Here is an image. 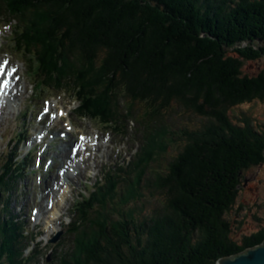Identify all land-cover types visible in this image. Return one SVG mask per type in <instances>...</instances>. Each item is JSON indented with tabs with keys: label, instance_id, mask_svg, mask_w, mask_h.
Returning a JSON list of instances; mask_svg holds the SVG:
<instances>
[{
	"label": "trees",
	"instance_id": "1",
	"mask_svg": "<svg viewBox=\"0 0 264 264\" xmlns=\"http://www.w3.org/2000/svg\"><path fill=\"white\" fill-rule=\"evenodd\" d=\"M1 21L16 28L12 46L39 78L37 95L73 93L81 117L138 135L129 170L108 168L78 200L73 244L58 264H218L264 243V219L235 240L227 217L243 174L264 163V125L229 111L264 100V69L243 71L264 58V0H0ZM179 110L201 125L178 126ZM176 139L178 156L152 181L150 164ZM16 158L10 152L0 172V264L38 256L37 236L9 210L23 165ZM151 182L164 199L147 216L138 205Z\"/></svg>",
	"mask_w": 264,
	"mask_h": 264
},
{
	"label": "rangeland",
	"instance_id": "2",
	"mask_svg": "<svg viewBox=\"0 0 264 264\" xmlns=\"http://www.w3.org/2000/svg\"><path fill=\"white\" fill-rule=\"evenodd\" d=\"M3 22L4 21L0 22V28L2 29L5 27L4 25L8 24H3ZM14 28L15 27L11 25L12 32L7 33L4 37L5 40H3L4 43L2 44L1 50L4 54L11 57L14 64H19L25 76L24 84L26 86V93L16 102L12 103L13 105L16 104V111L13 112L12 115H7V117L3 116V119L0 118V172L2 170V166L9 159L10 152L16 153L17 155L19 154V157L17 156L16 158L19 162L24 160V158L31 156L28 152L31 142L29 141L28 144L23 147L21 142L17 144V140H22V138L27 136V133L30 140L31 138L35 139L39 130L43 128L44 124L40 125V123H37L34 118L36 113L42 109V105L40 106V104H42V100L44 98L54 97L55 101L63 103L65 108L71 112L68 120L70 121V124L75 127V133L69 135L68 141L62 143H51L49 154L45 157L46 159H54L51 174L44 176L42 170H38L35 163H33L34 160H32L31 163L30 158L27 159V161H25L27 164L21 166L26 169L25 173L23 175L20 173L15 182L16 184H12L11 187L13 188V194L9 199V210L14 216L23 221L25 224L24 228L29 233H32L31 235L28 233V235L32 236V238L34 236H38L36 239L38 256L34 259L32 264H58L61 259L60 256H63L65 252H68L73 244L72 238L69 236L68 229L70 222L77 217V209L74 207L77 199L81 200L83 196L82 194H88L100 181L101 177L106 173L108 168L117 167L119 164L123 163L128 164L125 168L129 170V161L133 160L132 156L139 147V142L137 141L138 135L135 134L136 129L134 128L129 131V138H122L116 134L109 135L107 133V128L99 124V121L88 117L83 119L73 112V110L77 107V103H73L70 97L73 93L69 96L62 94L61 97H58L56 91H53L54 89L44 87V89L40 90L41 92H39L38 95L30 96L31 80L34 84V81H38L39 78L30 71V66L24 59L25 57L21 55V51L18 52V49L12 46ZM263 69L264 58L244 62L243 71L246 74L254 75ZM120 97L121 98L119 100L121 109L127 108L130 103L129 98H124L125 95L123 93ZM27 102L29 104V108L31 109H33V105L37 104V106L32 113L33 116L30 114L27 118H23ZM134 109L142 110L143 108L139 104H136L134 105ZM229 111L231 117L234 120H237L238 123H241V118H243V116H249L253 124L259 126L264 125V100L255 99L251 102L235 106ZM174 116L179 123L178 126H187L189 129L199 127L202 122L201 117L190 114L186 115V113L182 110L177 111ZM56 124L59 125V129H57V131H65L63 123ZM52 125L54 128V123H52ZM133 125L134 123L130 121V126L132 127ZM53 128L46 125L44 130L45 132H48L47 136L53 134ZM21 132L24 137L19 136V133ZM83 133H89L88 138H90L93 134H102L103 137L98 135L95 141L96 144L93 145V150L99 149L97 142L99 138L102 140L105 137H110L112 143L111 141H108V143L105 144L108 148L103 156L99 154L102 148L96 152L95 157H91L94 155L95 151L90 153L88 157L91 158L87 160V166H82L84 174L83 176L76 177L73 180L72 185L74 189L70 196H68L66 203H63L62 201L57 202L59 210L57 208L58 212L57 210L56 212L59 216L62 215L61 218L53 219L52 214L54 211L52 210L49 215H41L40 221L39 219L36 222L31 221L32 208L38 207L40 210L45 208V205L47 204L46 195H48L49 192L45 195L44 191L49 188L51 189V184L56 181H51L52 176L58 177V170L63 167L66 163L65 161L69 158L71 144L76 140V138H78V136L83 135ZM55 137L56 136L54 135L52 138L53 141L55 140ZM50 139L51 137H48L47 141ZM88 142H91V138ZM63 143L67 148V152L60 154L61 146L59 144ZM16 146H18V149H13ZM182 146V140L176 139L173 142H170L165 148L166 151L163 153L161 158H157L150 164L147 176L153 181V173L156 174L157 172H160L161 174H166L169 170L170 163L178 156L179 150ZM12 149L13 151H11ZM35 156L37 157V154H35ZM88 157H83V160ZM46 159L43 160V163L47 162L45 161ZM40 176L42 177L43 182H46V185L47 180L49 179V187L46 188L45 185H39ZM146 199L147 200L139 203L138 206L143 209L141 213L148 216L151 212L158 208V205H160V202L163 201L164 197L160 189H153V184L151 182L150 190L148 192L146 191ZM134 206L135 202H131L128 207L130 208ZM38 215L39 214H37V216ZM136 215L138 214L136 213ZM227 217L231 223V237L235 240H240L242 235H247L257 230L258 224H260L259 220L264 219V163L260 166L252 167L243 174L238 201L233 211L227 214ZM113 219H117V216H113ZM37 223L39 224L34 225ZM57 233H60L58 241L55 243L51 242L52 238ZM32 249L33 245L25 250V255L27 256ZM48 258L50 260H48Z\"/></svg>",
	"mask_w": 264,
	"mask_h": 264
},
{
	"label": "bare ground",
	"instance_id": "3",
	"mask_svg": "<svg viewBox=\"0 0 264 264\" xmlns=\"http://www.w3.org/2000/svg\"><path fill=\"white\" fill-rule=\"evenodd\" d=\"M15 75L17 76V74H15ZM11 94L14 95L13 92H12ZM1 101H2V104H3L2 108L0 109L1 118H3V116H6V117H7V115H12L13 112L16 111V104H14V105L12 104L13 102H16L15 99H14V101H10L9 104H7V100H5L4 97L2 96ZM6 105H7V106H6ZM43 107H44V106H43ZM95 112H96V111H95ZM52 126H53V125H52ZM44 132H45V130H44L41 134H39L35 139L31 138L32 141L35 142V145H37V143H38L40 140H44L46 137H48V136H47L48 132H45V133H44ZM97 137H98V134H93L90 138L92 139V142L95 143ZM95 144H96V143H95ZM95 144H94V145H95ZM60 146H61V147H60V154H63L64 152H67V148H66V146H65L64 143L61 144ZM48 148H49V147H48ZM48 148H47V150H48ZM47 150L44 152L45 154H49V153H47ZM77 156H78V155H77ZM69 160H71V163H72V159L69 158ZM87 160H88V159L86 158V159H84L83 161H80L79 163L75 162V163H74V166H73V170H72L71 172H70V171H67V172L65 173V177H64V178L61 177L60 174H58V177H53V176H52L51 181H52V180H56L57 183H58L60 180L65 179V181H67V182H73V180H74L77 176H82V174H83V168H82V165L84 164V167L87 166ZM73 162H74V161H73ZM44 180H45V179H44ZM47 187H49V185H48V181H47L46 188H47ZM57 208H58V204L56 203L55 206H54V208H53V211L55 212V213L53 212V215L56 214V210H57ZM54 209H55V210H54Z\"/></svg>",
	"mask_w": 264,
	"mask_h": 264
},
{
	"label": "water",
	"instance_id": "4",
	"mask_svg": "<svg viewBox=\"0 0 264 264\" xmlns=\"http://www.w3.org/2000/svg\"><path fill=\"white\" fill-rule=\"evenodd\" d=\"M58 238L59 236L54 237L51 242H57ZM218 264H264V243L232 257L223 258Z\"/></svg>",
	"mask_w": 264,
	"mask_h": 264
},
{
	"label": "snow or ice",
	"instance_id": "5",
	"mask_svg": "<svg viewBox=\"0 0 264 264\" xmlns=\"http://www.w3.org/2000/svg\"><path fill=\"white\" fill-rule=\"evenodd\" d=\"M7 62L0 64V88H7L11 83L12 78L15 76L16 69L12 68L10 71H6Z\"/></svg>",
	"mask_w": 264,
	"mask_h": 264
}]
</instances>
